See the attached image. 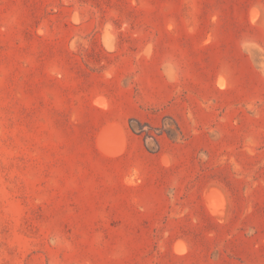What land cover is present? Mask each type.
<instances>
[{"label":"rangeland","instance_id":"374dc122","mask_svg":"<svg viewBox=\"0 0 264 264\" xmlns=\"http://www.w3.org/2000/svg\"><path fill=\"white\" fill-rule=\"evenodd\" d=\"M0 264H264V0H0Z\"/></svg>","mask_w":264,"mask_h":264},{"label":"bare ground","instance_id":"6f19581e","mask_svg":"<svg viewBox=\"0 0 264 264\" xmlns=\"http://www.w3.org/2000/svg\"><path fill=\"white\" fill-rule=\"evenodd\" d=\"M255 15H256V14H255ZM211 190H212V189H211ZM214 194H215V193H214ZM210 197H211V196H210ZM210 197H209V203L211 204V202H214L215 199L213 200V199H211L212 197H211V198H210ZM214 198H215V197H214ZM212 200H213V201H212ZM217 200H218V199H217ZM207 201H208V200H207ZM210 201H211V202H210ZM208 205H209V204H208ZM209 207H211V206H209ZM214 210L216 211L217 209L214 208Z\"/></svg>","mask_w":264,"mask_h":264}]
</instances>
